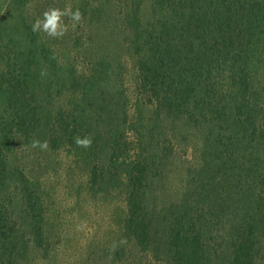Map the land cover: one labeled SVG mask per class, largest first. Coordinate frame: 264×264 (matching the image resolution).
<instances>
[{"label":"trees","instance_id":"1","mask_svg":"<svg viewBox=\"0 0 264 264\" xmlns=\"http://www.w3.org/2000/svg\"><path fill=\"white\" fill-rule=\"evenodd\" d=\"M77 1L69 9L88 40L70 31L63 51L22 11L14 24L0 12V186L16 183L25 221L24 232L0 191V264L46 245L40 183L11 168L15 150L39 139L75 155L90 193H121L118 261L133 252L139 264H264V0ZM106 17L126 23L132 107L86 26ZM167 125L192 136L170 200L161 199Z\"/></svg>","mask_w":264,"mask_h":264},{"label":"rangeland","instance_id":"2","mask_svg":"<svg viewBox=\"0 0 264 264\" xmlns=\"http://www.w3.org/2000/svg\"><path fill=\"white\" fill-rule=\"evenodd\" d=\"M10 2L11 0H0V12H4L7 22L14 24L12 19L19 14L18 11H22V18L43 22L46 12L53 9L68 10L78 1L23 0L18 5ZM142 15L145 19L149 17L148 4ZM61 19L64 25L62 36H50L41 30V38L50 40L59 51L65 48L70 31V34L79 35L81 42H87L88 34L83 24L78 25L74 21L72 25L70 16ZM125 25L126 23L121 22V17H106L101 22L94 18L89 25L86 24L87 27L90 26L92 38L99 46L98 53L112 62L113 73L117 75L112 81L116 86L123 87L128 105L132 107L135 98V56L125 46V42H128ZM2 103L0 98V112L3 109ZM130 110L132 114V108ZM165 128L169 132L162 135L161 140L164 138L167 141L166 147L171 150L172 155L169 166L164 170L166 175L162 187L165 192H162L161 199L170 200L171 197L180 195L182 190L192 156V136L184 132L177 133L175 125H167ZM38 141L42 142L43 139ZM75 158V155L67 154L64 150L39 146H20L11 156L14 174L19 167L25 168V172L40 183L45 208L46 245L42 249L32 250L23 264H139L141 260L137 261L133 252L132 258L125 257L123 261H118L113 256V251L118 246V229L125 209L121 193L118 190L96 195L90 193L87 190V169L78 164ZM11 182L0 186V191L10 199L14 222L25 232V221L22 219L21 209L17 208L16 183Z\"/></svg>","mask_w":264,"mask_h":264},{"label":"clouds","instance_id":"3","mask_svg":"<svg viewBox=\"0 0 264 264\" xmlns=\"http://www.w3.org/2000/svg\"><path fill=\"white\" fill-rule=\"evenodd\" d=\"M44 16H45V19L43 20V22L40 20H37L32 25V29L33 31L43 30L47 32V34L50 36H62L63 35L64 25L61 19L62 17L70 16V18L75 22H78L81 19V13L79 9H76L74 11L71 9H68L65 11L53 9L50 12H46ZM75 143L78 146L88 148L91 145L92 141L88 137H84V138L77 137L75 138ZM37 146H39L40 148H45L47 147V144L46 142L41 143L39 141H33L32 147H37Z\"/></svg>","mask_w":264,"mask_h":264}]
</instances>
